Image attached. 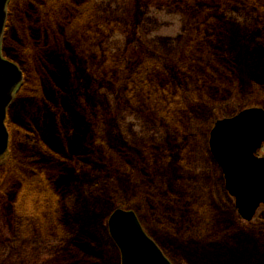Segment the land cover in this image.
<instances>
[{
    "label": "rangeland",
    "instance_id": "rangeland-1",
    "mask_svg": "<svg viewBox=\"0 0 264 264\" xmlns=\"http://www.w3.org/2000/svg\"><path fill=\"white\" fill-rule=\"evenodd\" d=\"M206 5H209L207 0H202V7L196 3L154 0H95L91 16L76 15L74 11V15L67 13L61 18L68 19L66 24L55 22L52 33L62 34L60 48L67 50L81 45L84 51L85 58L75 62L82 74L77 79V87L85 101L102 106L101 140L106 144L102 149L105 155L101 150L104 158L100 157L96 163L100 170L87 169L69 176L63 224L58 218L52 219L51 207H42L43 222L50 220L46 222V228L32 218L33 215H26L28 221L18 218L11 194L0 195V264H120V254L107 232L110 213L102 209L103 205L109 207L111 202L114 203L113 210L134 211L145 233L172 264H264V207L251 222L240 218L209 150V136L216 121L232 117L244 109L242 107L264 109V90L254 85L249 74L258 61L249 47L264 39V0H255L254 8L225 5L213 12L207 11ZM19 7L20 0H12L9 8L14 12L7 8L5 30L7 27L11 43L7 51L14 43L20 44L21 39L25 43L23 33L35 29L32 20L24 18L26 12L18 13ZM17 14L19 18L22 16L21 20L16 18ZM211 19L219 20L226 27L224 34L232 32L236 36L237 42L223 45L225 51L241 55L234 82L227 85L230 86L229 94L222 90L220 83H211L210 89L202 85L207 80L203 79L204 63L197 62L202 48L194 42L200 32L196 28L200 26L203 30L202 25ZM108 20L119 22L121 27L101 35L95 43L91 42L89 26L98 21L104 28ZM82 36L87 39L81 40ZM24 48L26 52L29 50L27 58L31 57L32 47L26 44ZM12 52L4 58L22 64L20 68L30 75L33 73L32 79L36 82L41 75L40 65L30 58L28 66L20 55ZM154 57L167 66L171 76H177L181 81V70L189 67L193 70L192 78L202 79V84L194 87L201 92L195 97L201 98L202 108L197 114L189 109L190 112L176 115L171 120L175 134L170 133L171 127L163 118V112L155 114L149 108L140 109L134 101V104L128 103L119 87L106 83L113 61L118 65L130 64L131 70L143 60ZM64 68L56 69L57 73L60 70L59 79L62 80L66 75ZM85 70L99 73L104 79L96 82L90 74L85 75ZM186 74L188 77L187 70ZM27 79L26 83L29 77ZM160 85L164 93H169V84ZM189 88L192 87L189 85ZM15 97L8 110L13 126L24 118L28 120L30 114V107L22 101L14 103ZM215 101L218 105L212 106ZM174 110L169 113L174 114ZM73 111L68 109L66 113L70 115ZM9 124L11 126L10 121ZM32 127L37 129L38 125ZM19 130L22 128L18 125L12 130L11 146L16 150H29L32 146ZM39 135L49 145L60 148L57 146L61 140L49 138L43 128ZM107 147L120 149L126 156ZM144 151L148 155L161 153L155 167L147 161L150 158L144 160ZM79 152L86 154L85 149ZM259 155L264 157V145ZM104 160L108 169L101 172ZM128 162L138 163L136 179L131 180L124 173L130 168ZM2 175L0 173V187L9 188L10 180ZM96 183H102L101 193L107 202L104 203L101 193L93 188ZM21 194L15 199L17 203L24 207L25 202L41 206L31 197L24 201ZM228 221L234 224L231 229L226 225Z\"/></svg>",
    "mask_w": 264,
    "mask_h": 264
},
{
    "label": "trees",
    "instance_id": "trees-1",
    "mask_svg": "<svg viewBox=\"0 0 264 264\" xmlns=\"http://www.w3.org/2000/svg\"><path fill=\"white\" fill-rule=\"evenodd\" d=\"M11 1L12 0H10L8 4V11L14 12V10L9 8ZM94 1L95 0H20V7L17 9L18 13L26 12L24 18L32 20V26H34L36 30H28L26 33H23L26 42L24 43L23 39H21L20 44L15 45L14 43L11 45L12 48L7 51V47L11 43L6 27L2 41V53L4 57L6 56L8 58V54L13 51L12 54L16 53L20 55L28 66L30 64V58H34L36 61L35 63L40 65L38 67L41 70V75H38L37 81L33 82L32 78H34V74L31 71L32 75L27 71H23L24 82L16 94L14 103L17 100L22 101L26 107H30L28 110L30 114L27 118L28 120L24 118L21 120V123L15 122V126L18 125L22 128V130L18 131L19 134H23L32 147L29 148V150L22 151L16 150L15 147L13 148L10 146L6 157L0 160V173H3L2 176H5V179H9L11 184L9 188L1 186L0 195L11 194L10 196L15 202V210L18 218L28 221L26 215H33L31 217L36 218V221L44 228L47 227L46 222L50 220L43 222L45 219L43 218L44 214H42V212H44V210L42 207H47L48 209L51 207L53 210L51 214L52 219L58 218L63 224L66 217L64 213L68 203L67 186L70 181L69 176L78 174L87 169L100 170L98 168L101 167L99 165L97 166L96 163L100 157L104 158L101 152V150L106 147L105 142L101 140L103 139L101 136V131H103L101 125L104 119L102 106L90 100L85 101L83 94L79 92L77 87V79L82 74L79 72L75 62H80L85 58L84 51L81 45L77 48H68L67 50L61 49L59 43L62 34L54 35L52 33L55 30L53 27L56 21L57 23L64 22L66 24L68 19H61L64 14L70 13L74 15L72 12L75 11L76 15L78 13L83 15L84 13L86 16H91L94 11ZM154 1L176 4L196 3L198 6L202 5V0ZM207 1L209 5H206V9L210 12L225 5L251 7L249 0H224L223 2H217L218 0ZM56 15L58 16L57 18H55ZM21 17L19 18L18 14L16 15V18L19 20L22 19ZM89 27V37L92 35L91 42L94 41L93 43H95L101 35L104 36L106 33L110 32V30L115 29L117 31V29L121 27V24L108 20V22L106 21V26L103 28L98 21H95ZM202 27L203 30H201L202 28H200V26L196 28L199 29L200 32L196 34L194 44L202 48V53L198 54L199 58L197 62L204 63L203 79L206 78L207 80L204 81L203 84L201 78L197 79L195 76L193 78L191 77L193 70H191L190 67L181 70L182 81L177 76H171L167 66H165L158 57L143 60L132 67L133 69L131 70L129 68L130 64L127 66L124 65V63L118 65V62L113 61L110 68L111 71L106 77V83L111 86L119 87L120 91H123L124 96H126L123 98H125L128 103L139 104L140 109L149 108L155 114L163 112L161 113L163 118L167 120L168 126L171 127L169 130L170 133L174 132L173 134H175L176 130L172 129L173 121L171 123V120L176 115L190 112L189 109H191L194 114H197V110L202 108L201 98L195 97V94L199 96L201 92L194 87H198L199 84H202L209 88L211 83H220V85L222 84L223 86L222 90H226V93L229 94L230 86L227 85L234 82L236 67L241 59V55H238V53L228 54L226 52L227 50L225 51L223 45H226V42L234 44L233 41L237 42V40L232 32L224 34L226 27H224L219 20L211 19L206 25H202ZM48 32H51L53 35L48 34ZM201 34L202 36H200ZM11 39H13V37H11ZM80 39L86 40L87 36H82ZM190 42H193V39L191 40L190 38ZM219 42L222 44L216 45V43ZM26 44H28L29 48L32 47L33 49L30 54L31 57L29 58H27L29 50L26 52L24 48ZM249 48L254 57L258 60L256 67L254 64L249 74L254 81V85L264 90V39L260 40L258 43H254ZM22 56H26V58L24 59ZM26 60H28V63ZM11 61L18 64L19 67L22 65L15 60ZM62 66L65 67L64 69L66 71L65 76V73H62L65 80L59 79L60 70L58 73L56 72V69ZM186 70L188 72V77ZM256 71L258 73L261 71V77L259 75L260 73H255ZM84 73L86 76L90 74L96 82L104 79L99 76V73H93L89 70H85ZM27 77H29V82L26 83L28 80ZM160 83L165 85L169 84V93H164L162 91V85H160ZM189 85L192 88H189ZM174 91H177V93ZM215 95H217V98L221 99L218 94ZM222 97H224V95H222ZM218 103L219 102L215 101L212 106H217ZM14 107L15 105L13 108ZM242 108L245 109V107ZM68 109H73L74 113L68 115L66 113ZM173 109H175L173 112L174 114H170L169 112ZM7 120L8 130L11 136V134L13 135L14 133L12 130L15 129V126H13L10 120L9 113ZM33 124L38 125L37 129L32 127ZM42 128L47 131L49 138L52 140H61V144L57 146L60 148L49 145L47 141L39 135V130H42ZM99 128L101 129L98 130ZM107 148L113 149L114 153H119L120 156H126V153L120 149L113 147ZM82 149H85L86 154H80L79 151ZM144 152L147 154H144V160H146L147 157L150 158L147 161L150 164L152 163V168L155 167L156 161L161 159V153L148 155L147 151ZM103 154L105 155L104 151ZM107 157L109 156L107 155ZM103 163L104 170H101V172L108 169L105 167V160ZM128 164L130 168L124 171V173L128 175L129 179H136V171L139 168L138 163L128 162ZM114 169L116 172L118 171L116 167ZM101 184L96 183L93 185V188L100 193L102 190ZM20 192H22L21 198L24 199V201L31 197L32 201L39 202L41 206L36 207L32 203L27 204L25 202L24 207L22 204L17 203L15 199L19 198L18 195ZM101 195L104 198V203L107 202L104 194L101 193ZM126 198H128V196ZM109 200L112 201V198H109ZM111 203L109 207L103 205L102 209L111 213L114 207V203ZM19 205L21 206L19 207ZM128 207L130 208V206ZM226 225L228 229L234 227L231 221H228ZM61 230L63 229L61 228ZM87 255L89 256V253Z\"/></svg>",
    "mask_w": 264,
    "mask_h": 264
},
{
    "label": "water",
    "instance_id": "water-1",
    "mask_svg": "<svg viewBox=\"0 0 264 264\" xmlns=\"http://www.w3.org/2000/svg\"><path fill=\"white\" fill-rule=\"evenodd\" d=\"M9 0H0V157L9 144L5 126L7 109L23 80V73L1 55V40ZM264 110L249 108L217 121L209 136L210 153L221 169L225 191L235 201L240 218L250 222L264 206ZM108 233L120 253V264H170L144 233L132 211L115 210L107 221Z\"/></svg>",
    "mask_w": 264,
    "mask_h": 264
},
{
    "label": "flooded vegetation",
    "instance_id": "flooded-vegetation-1",
    "mask_svg": "<svg viewBox=\"0 0 264 264\" xmlns=\"http://www.w3.org/2000/svg\"><path fill=\"white\" fill-rule=\"evenodd\" d=\"M250 2H252L251 3V6H252V8H254V2H255V0H250ZM256 7V6H255ZM260 12H262V11H260Z\"/></svg>",
    "mask_w": 264,
    "mask_h": 264
}]
</instances>
